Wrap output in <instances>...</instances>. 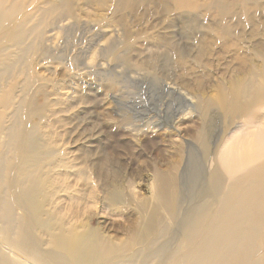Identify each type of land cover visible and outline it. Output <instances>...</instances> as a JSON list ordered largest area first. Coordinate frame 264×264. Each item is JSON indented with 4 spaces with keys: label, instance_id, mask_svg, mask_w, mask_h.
<instances>
[{
    "label": "bare ground",
    "instance_id": "1",
    "mask_svg": "<svg viewBox=\"0 0 264 264\" xmlns=\"http://www.w3.org/2000/svg\"><path fill=\"white\" fill-rule=\"evenodd\" d=\"M85 1L113 14L149 4L182 13L188 33H174L176 45L183 44L176 50L180 58L194 51L186 42L192 33L201 34L200 51L209 39L232 40L229 21L247 18L251 2ZM79 3L0 0V264H264V45L249 59L237 57L236 80L219 85L217 96L192 97L198 126L186 143L192 154L201 150L208 164L197 200L180 219L182 198L172 171H154L144 197L135 182L115 185L108 158L95 159L93 151L75 156L68 144L60 146L64 137L49 132L61 113L55 109L59 100L72 93L58 84L50 88L37 72L48 60L42 45L65 22L91 15ZM255 8L263 10V0ZM121 21L130 43L132 34ZM167 56L162 54L161 69L170 68ZM213 116L223 123L216 140L207 132ZM127 122H120L124 129L142 132ZM128 207L133 224L119 218ZM98 210L120 221L106 230L94 227Z\"/></svg>",
    "mask_w": 264,
    "mask_h": 264
},
{
    "label": "rangeland",
    "instance_id": "2",
    "mask_svg": "<svg viewBox=\"0 0 264 264\" xmlns=\"http://www.w3.org/2000/svg\"><path fill=\"white\" fill-rule=\"evenodd\" d=\"M257 3L251 0L247 18L229 21L235 27L232 40L223 43L209 39L200 51L201 34L192 33L186 42L194 51L180 58L176 50L183 44L176 45L174 33L177 37L188 33L182 13L164 12L149 4L134 13L113 14L80 0L79 5L89 8L91 15L80 14V18L65 22L63 29L42 45L48 54L44 65L49 70L38 67L37 72L48 79L50 88L58 84L65 88L63 92L72 93L71 99L59 100L55 109L61 113L56 123L51 119L54 125L49 132L59 139L64 137L59 144H68L65 148L75 156L93 151L95 159L108 158L115 185L135 182L144 197L154 171H172L182 198L181 219L205 184L208 164L201 150L192 154L186 143L191 140L190 131L198 126L196 112H190L192 97L217 96L219 85L236 80L240 68L237 57L249 59L254 48L264 45V9L256 11ZM121 20L132 34L130 43L125 41ZM160 42L165 43L163 49ZM163 53L168 55L170 68L161 69ZM37 56L35 53L33 58ZM260 113L264 114V109ZM123 120L139 125L142 132H133L129 125L124 129ZM222 130L223 123L213 116L207 130L210 140L218 139ZM132 210L124 209L119 218L126 216L133 224L135 217L128 215ZM119 218L109 210H98L94 227L106 230Z\"/></svg>",
    "mask_w": 264,
    "mask_h": 264
}]
</instances>
